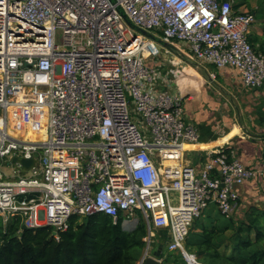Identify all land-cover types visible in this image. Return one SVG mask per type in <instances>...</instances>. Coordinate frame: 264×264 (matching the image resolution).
<instances>
[{
	"label": "built area",
	"instance_id": "built-area-1",
	"mask_svg": "<svg viewBox=\"0 0 264 264\" xmlns=\"http://www.w3.org/2000/svg\"><path fill=\"white\" fill-rule=\"evenodd\" d=\"M255 20L233 0H0V161L38 154L28 171L0 170L3 224L18 215L57 238L72 216L102 213L126 231L143 222L137 264L153 256V230L185 264H204L184 245L194 220L211 205L230 216L264 163L248 168L222 149L205 150L199 170L184 161L198 130L182 94L156 83L160 49L142 31L260 86Z\"/></svg>",
	"mask_w": 264,
	"mask_h": 264
},
{
	"label": "trees",
	"instance_id": "trees-1",
	"mask_svg": "<svg viewBox=\"0 0 264 264\" xmlns=\"http://www.w3.org/2000/svg\"><path fill=\"white\" fill-rule=\"evenodd\" d=\"M243 2L248 4L247 0H241L235 8ZM258 3L264 11V0ZM248 39L255 51L264 53V40H258L257 36ZM239 204L240 198L236 206ZM23 225L24 220L18 215L5 224L0 218V264H137L145 245L142 221L126 231L122 218L113 223L102 213L72 216L69 228L59 231L57 238L48 226ZM193 226L199 228L197 238L185 240V248L202 263L264 264V208L250 206L242 217L234 220L211 205L194 220ZM160 232L166 241L165 232ZM171 255L168 252L167 256Z\"/></svg>",
	"mask_w": 264,
	"mask_h": 264
},
{
	"label": "crops",
	"instance_id": "crops-1",
	"mask_svg": "<svg viewBox=\"0 0 264 264\" xmlns=\"http://www.w3.org/2000/svg\"><path fill=\"white\" fill-rule=\"evenodd\" d=\"M239 1L233 0V8L247 10L246 2L235 8ZM260 8L253 10L256 20L248 36H257L258 40H264V11ZM161 48L168 49L167 54L172 57L180 56V69L171 71L175 80L174 84H170L173 87L177 84L178 88L172 87V90L183 96V117L185 121L196 126L199 134L198 144L188 146L185 152L192 155L191 163L184 161L199 170L207 159L205 150L222 149L227 154L233 153L248 168L263 166L264 82L260 86H245L239 72L234 68H216L201 62L204 64L203 69L195 67L190 61L198 60L193 58L188 47V53L182 59V55L169 50L172 46L162 45ZM247 186L248 184L240 188V192ZM157 233V246L151 247L152 252L162 242L165 246L161 232ZM163 252L162 249L161 254ZM160 258L162 264H172L169 260L164 261V257Z\"/></svg>",
	"mask_w": 264,
	"mask_h": 264
},
{
	"label": "rangeland",
	"instance_id": "rangeland-1",
	"mask_svg": "<svg viewBox=\"0 0 264 264\" xmlns=\"http://www.w3.org/2000/svg\"><path fill=\"white\" fill-rule=\"evenodd\" d=\"M239 1V0H237ZM259 0H247V10H258L259 8ZM252 7V8H251ZM155 36L160 35L161 33H157L156 31L152 32ZM59 38V35H58ZM159 39V38H157ZM59 43V41H57ZM157 45L159 46V48H161V46L163 45L162 43H160L158 40L156 41ZM174 44L170 46H172V48H169V50L172 53H179V55L182 57H186V53H188V49L186 44H184L183 42H173ZM167 50L166 48H163V52L160 53L158 56L160 57V60H162V63L159 67V69L156 72V83L159 85V87H162L164 85H168L170 83L174 84V80L175 78L173 77V73H171L172 70H179V61L178 58L180 56H174L172 57V55L167 54ZM191 63L193 62L195 67H199V68H204V64H201L198 61H190ZM216 69V68H214ZM173 87V85H172ZM177 89L178 86L177 84L174 85L173 89ZM184 160L185 161H189V163H191L192 160V155L190 153H185L184 154ZM0 170L2 171H10V166L6 164V161H0ZM27 172H23V174H26ZM173 197H175L174 199H176V195H173ZM240 204L238 206H236V208L234 209L233 213L228 216L231 217L236 220L238 217H242L243 213L247 211V209L250 206H256L260 209L264 208V181L261 180L259 181L257 184L255 182L253 183H249L247 187H245L241 193H240ZM211 209L214 211V207ZM207 213V212H206ZM204 213V214H206ZM1 218V217H0ZM129 228V226L127 227ZM158 230H153L152 231V238H153V243L151 244V247H155L157 246L156 241L158 240ZM197 232H199V228L196 226H193L190 231L189 234L186 238V241H190L193 240L195 238H197L195 236V234H197ZM185 245V243H184ZM163 257H164V261H167V259L169 260L168 262H171L172 264H185L182 257H179V255L177 253H173V256L171 255L170 257L167 256L168 251L166 250L165 246L163 248ZM198 258V257H197ZM199 259V258H198ZM200 260V259H199ZM166 264V263H165Z\"/></svg>",
	"mask_w": 264,
	"mask_h": 264
},
{
	"label": "water",
	"instance_id": "water-1",
	"mask_svg": "<svg viewBox=\"0 0 264 264\" xmlns=\"http://www.w3.org/2000/svg\"><path fill=\"white\" fill-rule=\"evenodd\" d=\"M124 20L127 22V24L129 26L132 27V24L127 20V18L125 16H124ZM137 30H139V29H137ZM139 31H142V30H139ZM142 32L145 35L155 39L156 41L158 40L160 43L163 44V47L170 45V44H168L166 42L161 41L160 39H157L156 37H154L153 35L149 34L146 31H142ZM37 157H38L37 153H35L34 156L32 158H30V159L18 158L16 156H13V157L10 158L9 161L6 162V164L7 165H9V164H18L24 171H28V170L32 169L36 165ZM23 227H27L26 224H24ZM163 247H164V245H163V242H162L158 246L157 250L153 252V256H148V257H146L144 259L143 264H162V262H160L158 260V258H160V255H161Z\"/></svg>",
	"mask_w": 264,
	"mask_h": 264
},
{
	"label": "bare ground",
	"instance_id": "bare-ground-1",
	"mask_svg": "<svg viewBox=\"0 0 264 264\" xmlns=\"http://www.w3.org/2000/svg\"><path fill=\"white\" fill-rule=\"evenodd\" d=\"M160 49V53H162L163 52V48H159ZM37 136V135H36Z\"/></svg>",
	"mask_w": 264,
	"mask_h": 264
}]
</instances>
